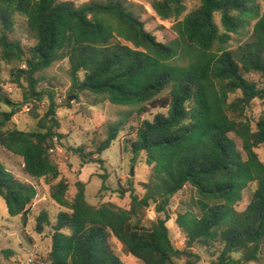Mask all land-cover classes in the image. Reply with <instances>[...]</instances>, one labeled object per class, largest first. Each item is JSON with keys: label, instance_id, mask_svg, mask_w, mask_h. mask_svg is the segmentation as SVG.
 <instances>
[{"label": "trees", "instance_id": "16d2710c", "mask_svg": "<svg viewBox=\"0 0 264 264\" xmlns=\"http://www.w3.org/2000/svg\"><path fill=\"white\" fill-rule=\"evenodd\" d=\"M261 3L264 0H200L179 20L186 10L183 0H157L152 9L161 20H179L173 27L176 39L161 43L124 0H91L79 6L56 0H0V29L11 34L17 15L34 41L24 52L19 42L0 33V61L12 66L24 103H39L44 93L48 99L43 115L35 113L37 107L31 110L34 130L12 129L7 125L16 104L0 86V147L22 159L28 179L18 178L0 162V197L8 215L21 217L25 224L37 195L30 180L57 181L49 197L65 211L53 224L45 211L36 218V233L51 228L44 264H199L203 256L211 264L260 260L264 164L255 150L264 144V118L252 126L245 111L253 99L264 98L247 79L251 74L264 78ZM251 24L247 41L229 49L231 35ZM62 61L68 63L75 100L84 93L93 104L132 107L138 117L165 110L142 120L134 140L127 143L130 153L147 166L141 197L131 185L118 191L122 197L128 194L127 207L90 205L81 182L68 198L67 183L57 180L60 173L49 153L53 139L62 138L56 132L55 92L38 86L42 72ZM119 127H109L97 154L116 139ZM230 135L239 139L241 150ZM252 183L256 188L251 200L238 211ZM186 185L196 193L197 211L176 215L175 225L184 237L183 248L176 249L166 227L167 209ZM151 207L155 218L148 221L145 210ZM111 239L127 257L115 254Z\"/></svg>", "mask_w": 264, "mask_h": 264}, {"label": "rangeland", "instance_id": "374dc122", "mask_svg": "<svg viewBox=\"0 0 264 264\" xmlns=\"http://www.w3.org/2000/svg\"><path fill=\"white\" fill-rule=\"evenodd\" d=\"M91 0H56L57 4L71 2L75 6L82 5ZM130 6L131 11L144 24L147 32H150L157 41L166 43L176 39L173 30L175 24L190 11L200 5V0H183L185 12L177 19L161 20L152 9L153 2L157 0H124ZM262 7H264V4ZM215 22L219 26V16L216 14ZM14 31L8 34L0 29L9 40L20 43L24 52L34 44L28 34L24 19L19 16L12 18ZM252 24L241 30L238 35H231L228 48L233 50L247 41L251 34ZM23 67V66H22ZM21 67V68H22ZM12 66L0 61V86L4 93L16 104L14 116L8 123V127L20 131H32L35 129L36 120L31 116V110L37 107L35 113L43 115L48 107V99L44 93L41 102L24 103L22 97V86L15 83L11 75ZM69 66L67 61L53 64L42 72L43 81L39 84L40 91L52 90L55 92L56 117L59 128L56 130L62 136L61 139H53V148L49 150L52 162L57 166L60 176L57 180H63L68 185L67 197L71 198L75 193V184H84L85 198L90 205H99L110 202L120 207L128 206V194L123 197L118 194L120 189H135L136 194L142 196L141 183L147 178V166L141 157H134L128 150V142L135 138L139 123L146 119L151 120L157 113H165V110H150L146 114L137 116L132 107L114 106L107 102L93 104V100L87 94H79L78 100L70 94L71 82L68 75ZM247 79L255 84L258 90L263 91L264 78L258 74H251ZM21 104L23 106H21ZM34 104L36 106H34ZM4 110H8L3 107ZM254 126V123L264 118V98H255L245 111ZM118 124L120 131L109 147L97 154L96 148L107 137L110 126ZM230 137L241 150V142L234 135ZM259 160L264 164V144L255 150ZM83 157V161L82 158ZM90 160H99L100 163H90ZM1 164L15 176L27 179L23 173L22 159L0 147ZM132 168L133 176L130 175ZM105 178L104 188L101 189L102 179ZM30 182L36 187L37 195L26 215L25 224L21 217H10L6 206L0 197V263L1 264H44L50 249V226H44L42 232L36 233V218L40 212L48 214L51 224L58 213L65 210L57 206L49 197L50 188L57 181L40 180ZM256 188V184H250L243 192L242 201L237 210H243ZM196 193L191 186L186 185L177 192L170 200L167 209L169 220L166 227L169 238L176 249H182L184 237L175 225V217L178 213L192 210L197 211L194 201ZM146 219L152 221L155 213L152 207L145 210ZM113 251L119 257H127L126 253L111 239ZM4 251L10 254L4 255ZM140 264V263H137ZM199 264H211L207 256H203ZM249 264H264V250L258 262Z\"/></svg>", "mask_w": 264, "mask_h": 264}, {"label": "water", "instance_id": "95a60500", "mask_svg": "<svg viewBox=\"0 0 264 264\" xmlns=\"http://www.w3.org/2000/svg\"><path fill=\"white\" fill-rule=\"evenodd\" d=\"M130 175L133 176L132 168L130 169Z\"/></svg>", "mask_w": 264, "mask_h": 264}, {"label": "built area", "instance_id": "2783aa9c", "mask_svg": "<svg viewBox=\"0 0 264 264\" xmlns=\"http://www.w3.org/2000/svg\"><path fill=\"white\" fill-rule=\"evenodd\" d=\"M28 264H33V263H28Z\"/></svg>", "mask_w": 264, "mask_h": 264}]
</instances>
